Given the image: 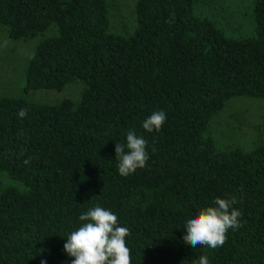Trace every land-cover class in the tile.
Listing matches in <instances>:
<instances>
[{
    "label": "trees",
    "instance_id": "trees-1",
    "mask_svg": "<svg viewBox=\"0 0 264 264\" xmlns=\"http://www.w3.org/2000/svg\"><path fill=\"white\" fill-rule=\"evenodd\" d=\"M195 1L136 0V26L121 35L109 31L107 0H0L11 39L56 28L37 43L23 90L81 85L77 99L53 104L0 97V175L10 180L0 186V264H71L63 245L95 206L129 229L131 264H198L202 254L264 264V143L222 150L208 133L230 98L264 99V0H251L253 32L242 38L197 16ZM157 110L162 128L145 131ZM129 130L149 159L121 176L114 148ZM216 197L235 198L241 226L221 247L192 248L185 221Z\"/></svg>",
    "mask_w": 264,
    "mask_h": 264
},
{
    "label": "rangeland",
    "instance_id": "rangeland-1",
    "mask_svg": "<svg viewBox=\"0 0 264 264\" xmlns=\"http://www.w3.org/2000/svg\"><path fill=\"white\" fill-rule=\"evenodd\" d=\"M136 0H107L110 17L109 31L129 35L136 26ZM194 13L210 19L225 35L232 38L249 36L253 32L251 0H196ZM56 34L50 27L43 34L27 40L11 39L5 26L0 25V97H22L35 103L53 104L62 99L75 100L81 85L67 84L62 90L37 89L25 92V70L37 43ZM218 149L240 147L250 150L264 143V99L232 97L224 108L212 116L208 129ZM10 183L0 175V186Z\"/></svg>",
    "mask_w": 264,
    "mask_h": 264
},
{
    "label": "clouds",
    "instance_id": "clouds-1",
    "mask_svg": "<svg viewBox=\"0 0 264 264\" xmlns=\"http://www.w3.org/2000/svg\"><path fill=\"white\" fill-rule=\"evenodd\" d=\"M26 114L25 108L18 112L21 118ZM166 118L164 111H153L142 122V128L147 132L159 131ZM114 150L121 176L145 167L149 159L147 141L133 130L126 133V144L116 143ZM235 202L234 197L231 200L216 197L213 205L203 207L187 218L183 241L192 248L204 246L215 249L223 246L229 229L241 226V213L232 207ZM79 220L84 223L67 236L63 245L67 255L74 257L71 264H131V250L126 245L130 232L128 228L119 226L115 213L95 206L82 213ZM40 264H45V261L41 260ZM198 264H209L208 256L200 255Z\"/></svg>",
    "mask_w": 264,
    "mask_h": 264
}]
</instances>
